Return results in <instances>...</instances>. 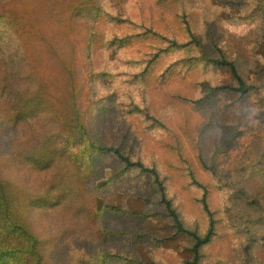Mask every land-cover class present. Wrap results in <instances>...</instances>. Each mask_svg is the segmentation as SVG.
<instances>
[{"label":"trees","instance_id":"trees-1","mask_svg":"<svg viewBox=\"0 0 264 264\" xmlns=\"http://www.w3.org/2000/svg\"><path fill=\"white\" fill-rule=\"evenodd\" d=\"M44 1L0 0V264H264V0H219L209 19L198 0H56L54 22L34 24ZM158 3L174 11L171 30L145 20ZM229 48H245L249 77ZM115 57L127 92L100 80ZM220 73L228 119L211 100ZM122 112L119 131L106 128ZM216 120L222 145L207 157ZM131 188L140 209L126 205ZM227 189L218 221L211 195ZM175 190L196 198L203 226L184 221ZM178 237L185 255L168 243Z\"/></svg>","mask_w":264,"mask_h":264},{"label":"rangeland","instance_id":"rangeland-1","mask_svg":"<svg viewBox=\"0 0 264 264\" xmlns=\"http://www.w3.org/2000/svg\"><path fill=\"white\" fill-rule=\"evenodd\" d=\"M54 1L56 0H46L44 1V3L42 5H33L36 6V8L41 9L40 14L45 16V19L41 22H35L34 24L37 25H50L54 22L55 19L51 18L50 15L51 14V9L54 5ZM205 2H206V6H205ZM198 4H199V11L195 14H202L206 17V18H212V17H216L219 15V0H198ZM158 8L160 10L159 11H154V12H148L145 13V20L146 22L148 20L151 19H158L160 21V24L164 27V29L166 30H171L172 29V25H171V19L172 16L174 14V11L166 6H163L162 4L158 3ZM204 9V12H203ZM152 16V17H151ZM143 20V19H142ZM200 25V24H199ZM198 25V26H199ZM198 26L195 28H193V31L195 30V33L200 32L201 28H198ZM84 34V31L81 28V25H77L75 27L74 32L71 34V38H72V45L74 46V44L76 43V41H78L79 39L82 38V35ZM85 36V35H84ZM255 35H253L251 38H253ZM262 44H261V50L264 51V38L262 35H259ZM250 38V39H251ZM247 39V38H246ZM207 43H205V38L203 39V46L206 48V53H208L211 58L215 57L216 54V50L215 47L214 49L211 47H207ZM217 47L219 48V44H217ZM226 55L229 56H240V60L242 61V63L244 64V75L246 77H249V73L247 68L250 65V61L247 60L244 57V53H245V48L240 50V49H222ZM180 57L182 58L183 56L186 55V52H181L179 53ZM121 57H115L114 59H108L105 62V65L103 67V71L101 73H99V77L100 80L102 82H104L107 85H116L117 87H119L120 89H124L126 92L127 90H129V87L127 85V82L129 81V76L131 75V72L129 70V68L126 66H119L118 68L112 67V65L114 63H118V59ZM119 65V64H118ZM130 65V64H128ZM210 69V68H208ZM210 73L214 74L216 73V71L211 70L210 69ZM43 81V82H42ZM213 85L212 88L216 86V92L213 94L211 100H215L217 103V107L219 108V114L221 119L225 118L228 119L230 118V113L224 109L222 107L219 106H223L224 104H226L230 99L232 94L229 93V96H226V93H223L220 97L218 92V85L221 83H224L226 85H231L232 81H230L226 75L221 74L220 76H215L213 78ZM41 82L44 85H48L49 87L53 88V80L49 79L48 77H45V79L43 80V75L41 76ZM121 93L118 92L114 99L113 102L116 101V99H118L119 97H121ZM204 110L206 111V115H205V119L209 117V113L210 110H208L207 105H205ZM123 114V117H127V113L126 112H122L120 113L117 117L116 114L113 115V118L110 120V122L108 123V125H106V128H113V130L116 132L119 131L118 128V124L119 123H123L125 122L124 119H121V115ZM243 115H241L239 117V119H242ZM206 131L204 133V137H203V143L201 145L204 154L208 157L210 155H212L213 153L216 152L218 147H221L222 142L220 139V125L218 124L217 120L215 121V123L213 124L212 127H209V124H206ZM118 135V133H117ZM186 150H188V148H186ZM139 172V171H138ZM140 173V172H139ZM136 172L135 171H130L127 175V180L126 182L128 183V185L131 184V177L133 175H135ZM142 175V174H141ZM200 177L202 180H207L209 179V176L206 173L200 172ZM145 180L147 182H149L150 185V189H151V194L157 199L159 200V197L156 193L155 187L154 185L151 183V181L145 177ZM135 189L131 188V194L128 196V198L126 199V205L130 208V209H140L141 205L144 204L143 200L139 197L138 194L134 193ZM168 198L173 197L174 198V206L180 211V214L182 215L184 221L188 222V223H198L200 226L204 225V219L201 215V211L198 208L197 202H196V198L193 197L190 193H187L185 191L182 190H175L174 192L168 191L167 193ZM120 198L119 194H114L112 197V201H117ZM212 198V203L214 206L218 207V212H217V219L219 221V217L224 219L225 216H223V214H219V205L225 204L227 206H229L231 208V203L230 199L234 201L233 195L231 192H229V190H225V191H219V198L217 196L216 192H212L211 195ZM181 199H183L184 203L181 202ZM157 219H151L150 221H148V226L151 229V226L154 225V223L158 220ZM135 225V228L137 227V220L132 219ZM126 231L130 230V226L127 225L125 227ZM167 231H165L163 233V235H166ZM183 239V237H178L176 239L170 240L168 241V243L174 247L180 254L185 255L186 251L184 250V248H182L180 241ZM220 246L226 247L227 246V242L226 241H222L219 243V241L217 242L216 248H219ZM141 248V247H139Z\"/></svg>","mask_w":264,"mask_h":264}]
</instances>
